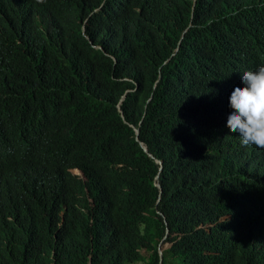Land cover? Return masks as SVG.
Here are the masks:
<instances>
[{
    "label": "trees",
    "instance_id": "trees-1",
    "mask_svg": "<svg viewBox=\"0 0 264 264\" xmlns=\"http://www.w3.org/2000/svg\"><path fill=\"white\" fill-rule=\"evenodd\" d=\"M0 264H264V0H0Z\"/></svg>",
    "mask_w": 264,
    "mask_h": 264
},
{
    "label": "water",
    "instance_id": "water-1",
    "mask_svg": "<svg viewBox=\"0 0 264 264\" xmlns=\"http://www.w3.org/2000/svg\"><path fill=\"white\" fill-rule=\"evenodd\" d=\"M136 135H138V129H136ZM160 254H161V251H160Z\"/></svg>",
    "mask_w": 264,
    "mask_h": 264
}]
</instances>
